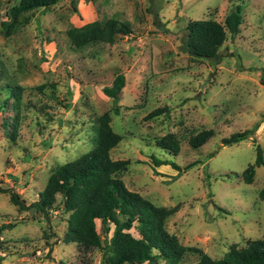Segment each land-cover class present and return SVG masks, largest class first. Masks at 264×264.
I'll return each instance as SVG.
<instances>
[{"label": "rangeland", "instance_id": "obj_1", "mask_svg": "<svg viewBox=\"0 0 264 264\" xmlns=\"http://www.w3.org/2000/svg\"><path fill=\"white\" fill-rule=\"evenodd\" d=\"M19 0H0V22ZM60 0L50 9L25 13L28 23L10 35L0 26V264H101L109 253L66 242L62 193L47 216L29 205L39 198L50 174L94 145L97 118L117 105L111 126L121 135L112 159H127L120 173L126 187L156 206L176 207L165 229L180 244L221 259L231 247L264 239V165L253 180L255 143L264 155V0ZM235 5L242 22L219 48L218 59H192L180 49L190 20L223 22ZM112 15L130 22L131 33L113 43L74 46L66 32ZM118 73L126 83L119 100L104 95ZM19 85L20 99L10 86ZM7 99V103H5ZM157 108L159 115L148 117ZM7 123L6 125L4 124ZM253 135L224 145L234 132ZM210 129L212 136L193 148L189 138ZM172 133L177 155L156 146ZM151 155L172 160L155 166ZM24 199L18 209L6 189ZM107 236L100 219L101 240ZM138 237L136 227L129 230ZM107 248V249H106ZM189 252L179 264H195ZM147 264V263H143ZM153 264H167L157 259Z\"/></svg>", "mask_w": 264, "mask_h": 264}, {"label": "trees", "instance_id": "obj_2", "mask_svg": "<svg viewBox=\"0 0 264 264\" xmlns=\"http://www.w3.org/2000/svg\"><path fill=\"white\" fill-rule=\"evenodd\" d=\"M60 0H19L9 12V18L2 20L0 26L5 35H10L22 25L28 23L29 17L23 16L36 9H50ZM72 5L74 11L76 7ZM94 1V0H91ZM240 6L235 5L225 15L223 22L214 19L189 20L186 23L187 34L181 44V51L192 59H218L219 48L228 36L234 37L239 32L242 22ZM131 33L130 22L112 15L102 20H94L80 27H71L66 34L76 47H83L92 42L113 43L117 34ZM126 79L118 73L111 85L104 86L105 96L119 100ZM264 84V69L261 75ZM11 96L19 101L22 88L14 84L10 86ZM7 103V99L4 101ZM162 109L151 111L148 117L159 115ZM119 113V107L113 106L111 111L102 113L96 120L94 145L86 153L58 166L49 176L39 198L29 206L38 214L47 216L54 206L56 194L62 193L64 211L67 218L66 242H74L87 250L93 247L107 246L109 253L101 264H153L157 259L167 264H179L189 252L199 254L195 264H264V239L249 241L245 247H231L221 259H212L195 247L184 246L177 237L165 229L167 218L177 208L156 206L136 191L126 187L120 178L130 161L112 159L111 150L121 140L111 126V114ZM264 121V114L260 122ZM4 124L6 125L7 123ZM258 123L248 131L234 132L223 139L224 145L240 142L254 134ZM212 130L207 129L189 138L193 148L203 145L211 136ZM156 146L163 151L178 154L179 142L172 133L157 139ZM255 161L244 170V180L251 183L255 167L264 165L262 147L254 141ZM155 166L170 165L174 170L179 166L172 160L151 155ZM0 191H4L0 187ZM9 199L18 209H26L24 199L11 188L5 190ZM264 198V190L261 192ZM100 219L104 234L110 231V222L114 224L112 236L102 241L97 232L95 220ZM133 227L139 232L134 236L129 230ZM107 249V248H106Z\"/></svg>", "mask_w": 264, "mask_h": 264}, {"label": "crops", "instance_id": "obj_3", "mask_svg": "<svg viewBox=\"0 0 264 264\" xmlns=\"http://www.w3.org/2000/svg\"><path fill=\"white\" fill-rule=\"evenodd\" d=\"M86 23H88V22H86ZM85 24V23H84ZM83 25V24H82ZM82 25H80V26H82ZM80 26H75V27H80ZM160 166H166V165H160ZM166 167H168V166H166Z\"/></svg>", "mask_w": 264, "mask_h": 264}]
</instances>
